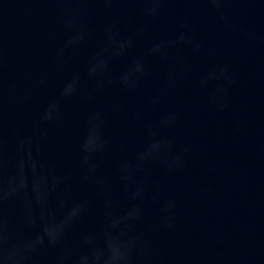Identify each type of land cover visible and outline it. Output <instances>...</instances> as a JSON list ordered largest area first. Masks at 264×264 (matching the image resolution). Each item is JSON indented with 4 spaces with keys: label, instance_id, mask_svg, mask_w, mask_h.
<instances>
[{
    "label": "water",
    "instance_id": "1",
    "mask_svg": "<svg viewBox=\"0 0 264 264\" xmlns=\"http://www.w3.org/2000/svg\"><path fill=\"white\" fill-rule=\"evenodd\" d=\"M0 264H264V0H0Z\"/></svg>",
    "mask_w": 264,
    "mask_h": 264
}]
</instances>
